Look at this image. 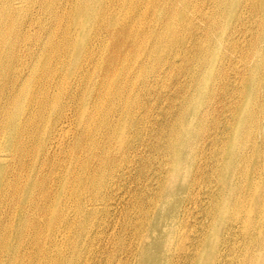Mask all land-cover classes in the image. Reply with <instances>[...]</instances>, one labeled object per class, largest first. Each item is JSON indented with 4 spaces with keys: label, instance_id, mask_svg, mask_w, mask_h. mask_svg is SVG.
Here are the masks:
<instances>
[{
    "label": "bare ground",
    "instance_id": "bare-ground-1",
    "mask_svg": "<svg viewBox=\"0 0 264 264\" xmlns=\"http://www.w3.org/2000/svg\"><path fill=\"white\" fill-rule=\"evenodd\" d=\"M0 264H264V0H0Z\"/></svg>",
    "mask_w": 264,
    "mask_h": 264
},
{
    "label": "rangeland",
    "instance_id": "rangeland-1",
    "mask_svg": "<svg viewBox=\"0 0 264 264\" xmlns=\"http://www.w3.org/2000/svg\"><path fill=\"white\" fill-rule=\"evenodd\" d=\"M120 206V205H119ZM119 209V208H118ZM117 211L114 212V216L112 217V222L116 225V227L118 226V221H117ZM115 221V222H114ZM117 223V224H116Z\"/></svg>",
    "mask_w": 264,
    "mask_h": 264
}]
</instances>
